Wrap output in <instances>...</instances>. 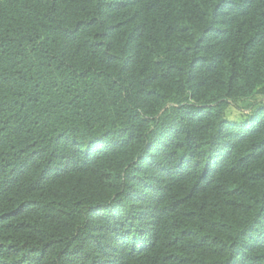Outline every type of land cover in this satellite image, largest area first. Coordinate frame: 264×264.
Listing matches in <instances>:
<instances>
[{"label":"trees","instance_id":"obj_1","mask_svg":"<svg viewBox=\"0 0 264 264\" xmlns=\"http://www.w3.org/2000/svg\"><path fill=\"white\" fill-rule=\"evenodd\" d=\"M257 98L264 0H0V264H264Z\"/></svg>","mask_w":264,"mask_h":264},{"label":"rangeland","instance_id":"obj_2","mask_svg":"<svg viewBox=\"0 0 264 264\" xmlns=\"http://www.w3.org/2000/svg\"><path fill=\"white\" fill-rule=\"evenodd\" d=\"M257 101L259 102V105L264 104V100L262 98H257ZM226 118L227 121L231 123H241L244 119V117L242 116V111L240 109H235L232 105L226 112Z\"/></svg>","mask_w":264,"mask_h":264}]
</instances>
